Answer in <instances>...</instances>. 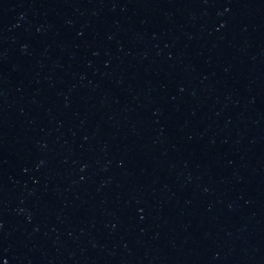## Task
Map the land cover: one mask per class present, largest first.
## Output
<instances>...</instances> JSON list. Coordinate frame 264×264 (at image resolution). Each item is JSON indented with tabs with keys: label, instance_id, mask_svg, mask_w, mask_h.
<instances>
[{
	"label": "water",
	"instance_id": "water-1",
	"mask_svg": "<svg viewBox=\"0 0 264 264\" xmlns=\"http://www.w3.org/2000/svg\"><path fill=\"white\" fill-rule=\"evenodd\" d=\"M0 264H264V0H0Z\"/></svg>",
	"mask_w": 264,
	"mask_h": 264
}]
</instances>
